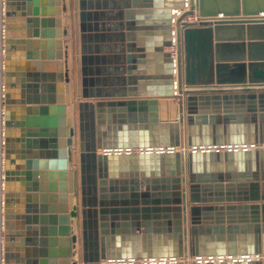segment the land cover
<instances>
[{"label": "water", "instance_id": "1", "mask_svg": "<svg viewBox=\"0 0 264 264\" xmlns=\"http://www.w3.org/2000/svg\"><path fill=\"white\" fill-rule=\"evenodd\" d=\"M40 1H3L0 264H264V0L120 1L115 37L126 65L110 91L93 46L106 36L97 19L107 0H49L61 3L50 13ZM60 16L73 21L78 149L71 111L61 129L53 118L72 103L69 28L37 31ZM53 45L63 47L56 57L37 52ZM54 64L58 74L29 73ZM15 103L26 106L27 127L32 116L52 118L26 133L27 149L43 150H21L14 172ZM39 176L61 183L39 187ZM14 178L26 182L17 195ZM14 197L24 208L10 206Z\"/></svg>", "mask_w": 264, "mask_h": 264}, {"label": "crops", "instance_id": "2", "mask_svg": "<svg viewBox=\"0 0 264 264\" xmlns=\"http://www.w3.org/2000/svg\"><path fill=\"white\" fill-rule=\"evenodd\" d=\"M120 1H122V0H107L108 7H107V10L104 11L106 15L104 16L103 19H101V17H99L97 19L98 23H105L107 30L105 32H101V33H104L106 36L104 39L99 37L98 39L93 40V46L94 47L96 46L97 51L99 52V54L95 55V56L99 57V59L94 63V68L97 67V69L100 73L99 77H102V78L104 77L107 80L105 82V84H106L105 88L108 91L114 90L117 88V85L115 83V79L119 75H117L116 69H118V67H121L122 65H126L125 63L123 64L121 62V59H120V57H121V53H120L121 42L119 40H117L115 37V35L119 34V30H116V27H115V24L118 23L119 20L116 19L114 13L118 12L119 9H123V6L120 5ZM112 2H114V4H112ZM69 6L71 9V5H69ZM31 9L32 10L34 9V5H32ZM37 10L38 11L43 10L46 13H50V11H57V10L60 11L61 10V3L60 2L57 3L56 1L52 2L49 0H41L37 6ZM71 12H72V10H71ZM60 19H62V21L60 22L59 25H57L56 21L52 25H50V24L45 25V27H43V28H41V25H40L38 27L37 31L41 30V29H45L47 31H58V29H59V31L61 32L64 27L69 28V31L71 34V40H72V46H71L72 61H71V73H70L71 80H72V84H71V88H70V99H72V103L71 104L65 103L64 107H63V108H65L63 113L56 112L55 113L56 117H53V118H55V123L57 124L56 128L61 129V125L64 126L66 124L68 110L71 111L72 124L75 127V131H76L75 142H76L77 149H78V144H79V138H78L79 112H78L77 104L81 101V99L77 95V92H78V90H80V87L78 86V83H77V75H76L77 63L75 61L74 44H73V39H72L73 21L71 19L68 23L64 20V17H62V16H60ZM190 19L193 20L194 18H190ZM18 23H15V25H17V27H20L21 30L23 29L25 31L32 33V31L35 29L33 25H28L26 23H23V24L22 23L18 24ZM57 26H59V27H57ZM31 39H33V38H31ZM35 49L36 48L31 45L29 50H30V52H34ZM37 50H38L37 52L40 55L42 53H44L45 57H48L49 54H53L51 56L56 57L57 53H62L63 47L58 48L56 45H53V46H47L44 48L38 47ZM161 64H162L161 60L156 59L155 66L158 68L161 66ZM37 68L38 67H36V68L31 67L29 73L34 72V70L35 71L40 70V72L47 73V75L48 74H51V75L58 74V68H57L56 64H54L53 66L49 65V66L43 67V69H39V68L37 69ZM62 71H63V69H61V73H62ZM3 84H4V80H3V83L0 85V96L3 95V92H4L2 89ZM101 84H103V83H101ZM12 93L16 97L20 94V89L19 88H13ZM55 94L57 97H64V98L67 97V92L65 90L60 93L56 89ZM109 99L112 100V98H109ZM91 101H92V103L95 104L96 100H91ZM24 109H26L25 105L21 106L20 104H17V103L11 105V111L10 112H11L12 116L14 117L13 121H15V123H16L15 126H11L9 128L10 129V138H11L10 144H11V150H13L12 157H13V161H14L13 164L11 165L13 167L11 171H14V172L18 170L17 167L22 161L21 150L26 151V152L31 151L32 153L33 152L39 153L40 151L43 150V149H40L39 147H33L31 150H28L27 149L28 147L26 145V133H28V132L34 133V131L41 130V128H43V125L49 124L48 118L50 120L52 118V117H48V115H45L42 118H41V116H39L38 118H34L32 116L29 119L30 124H32V126H31L32 128L27 127V125H26L27 119L25 117L26 113H25ZM3 111H4V105L0 104V113ZM21 116L25 117V118H23L22 121L20 120ZM158 118L160 121L161 120V111L160 110L158 113ZM0 120L2 123V119H0ZM19 120H20L21 124H20V122H18ZM17 123H19L20 126H18ZM35 123L37 124V126H35ZM21 128L23 129V131H25L23 133V135L21 134ZM3 131H4V126L1 125L0 134L2 135V139H3ZM135 151H137V150H135ZM0 152H1V155H3L4 149H1ZM77 152L78 151H76V155L74 156L75 160L77 159ZM98 153H100V152H98ZM74 166H76V170H77V176L75 178V183H76V186L78 189V198H77V201L75 199V203L77 202V204H79L80 203V195H79V188H80L79 183L80 182H79V171H78L77 161H76V164H74ZM42 171L47 172L49 170H42ZM39 172L41 173V170ZM0 174L2 175L1 172H0ZM29 182H32V181H29ZM63 182L66 183L69 181L66 179ZM37 183H38L39 187H41V186H45V187L47 186L48 187L52 183L58 187L60 185L61 181L59 179H55L52 181L48 177L42 178L41 176H39L37 179ZM25 184H26L25 180L14 178L13 181H10L9 186L13 190L12 193L17 195V193H18L17 189L24 188ZM159 185H160V183H159ZM1 194L3 195V191H1ZM25 194H27V193H25ZM25 194H24V196H25ZM29 194H31V193H28L27 195H29ZM57 202H58L57 200H54L55 204H57ZM25 203H26L25 197H23L22 199H17L14 197V201L10 204V206L13 209H19L20 206H22V208H24ZM50 203L51 202L49 200L46 201V204H50ZM76 220L78 221L77 234L80 235V231H81V229H80V218H77ZM12 226H13V229L16 228L15 227L16 224L13 222H12ZM151 234L154 238L153 241H154L155 245L159 246V243L160 242L162 243L163 234L160 232H156L154 230L152 231ZM2 235H3V233H2ZM117 236L118 235H116V237ZM137 236L140 237L139 244L143 246L144 241L141 239V237L143 236V233L141 232V233L137 234ZM144 245H147V243H145ZM12 247L14 250H16V247H17L16 242H14V245ZM30 249H31V247H29V246L28 247L23 246L21 253H22V255H24L25 258L28 257V255L26 256V254H27L26 251L28 252V251H30ZM101 263H103V262H101ZM135 263L139 264V263H142V261L137 260Z\"/></svg>", "mask_w": 264, "mask_h": 264}, {"label": "bare ground", "instance_id": "3", "mask_svg": "<svg viewBox=\"0 0 264 264\" xmlns=\"http://www.w3.org/2000/svg\"><path fill=\"white\" fill-rule=\"evenodd\" d=\"M3 1L4 0H0V34H1L2 44H3V40H4V18H5ZM192 18H194V17H192ZM193 20H191V21H193ZM3 52H4V48H3ZM4 59H5V54H4ZM3 80H4V78H3ZM206 90H210V89L208 88Z\"/></svg>", "mask_w": 264, "mask_h": 264}, {"label": "built area", "instance_id": "4", "mask_svg": "<svg viewBox=\"0 0 264 264\" xmlns=\"http://www.w3.org/2000/svg\"><path fill=\"white\" fill-rule=\"evenodd\" d=\"M4 52H3V44L1 40V34H0V85L3 83V74H4Z\"/></svg>", "mask_w": 264, "mask_h": 264}]
</instances>
